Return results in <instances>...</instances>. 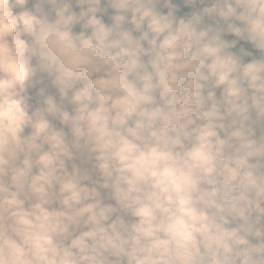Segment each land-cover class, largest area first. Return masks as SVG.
<instances>
[{"label": "clouds", "instance_id": "9594fccd", "mask_svg": "<svg viewBox=\"0 0 264 264\" xmlns=\"http://www.w3.org/2000/svg\"><path fill=\"white\" fill-rule=\"evenodd\" d=\"M0 264H264V0H0Z\"/></svg>", "mask_w": 264, "mask_h": 264}]
</instances>
